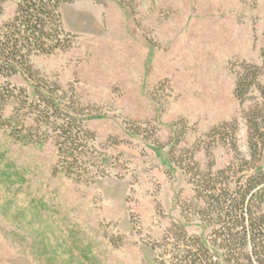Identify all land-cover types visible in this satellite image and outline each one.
Wrapping results in <instances>:
<instances>
[{
  "label": "rangeland",
  "instance_id": "374dc122",
  "mask_svg": "<svg viewBox=\"0 0 264 264\" xmlns=\"http://www.w3.org/2000/svg\"><path fill=\"white\" fill-rule=\"evenodd\" d=\"M61 17L70 46L29 65L63 110L20 122L28 143L0 125V264H264V183L245 191L261 95L235 93L245 61L264 86V0H71ZM10 82L23 121L33 84Z\"/></svg>",
  "mask_w": 264,
  "mask_h": 264
},
{
  "label": "trees",
  "instance_id": "16d2710c",
  "mask_svg": "<svg viewBox=\"0 0 264 264\" xmlns=\"http://www.w3.org/2000/svg\"><path fill=\"white\" fill-rule=\"evenodd\" d=\"M5 0H0V14ZM17 9L15 16L0 25V125L10 128V135L25 142H31L28 133H22L20 122L26 129L33 126H48L43 120L50 111L57 113L63 107L55 98V93L44 91L40 81L34 75L30 64L31 58L36 54H50L56 50H65L70 44L68 32L63 26L61 7L71 0H16ZM27 74L33 84L34 98L26 108L27 117L23 121L17 119V101L12 99L16 94L10 87V78L19 72ZM261 68L248 62H242V69L237 73L235 93L241 102L246 101L248 94L254 89L259 90L261 100L247 114L249 125V145L253 153L264 152V86L260 83ZM37 97V98H36ZM45 98V99H44ZM29 100V99H28ZM13 102L14 109L9 117L4 112ZM14 110H17L16 113ZM30 120V126L26 121ZM56 120V119H55ZM60 131L57 140L60 158H75V148L67 147L69 137L72 136L71 122L66 118L54 121ZM41 125V126H43ZM70 134V135H68ZM70 149V150H69ZM264 183V166L259 167L255 176L247 180L245 191L256 189ZM247 207L241 210V218L246 221ZM251 221L248 226L249 238L255 241L261 228ZM186 264H199L197 261H186Z\"/></svg>",
  "mask_w": 264,
  "mask_h": 264
}]
</instances>
